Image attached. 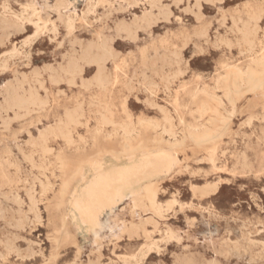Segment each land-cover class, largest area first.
<instances>
[{
    "label": "rangeland",
    "instance_id": "obj_1",
    "mask_svg": "<svg viewBox=\"0 0 264 264\" xmlns=\"http://www.w3.org/2000/svg\"><path fill=\"white\" fill-rule=\"evenodd\" d=\"M139 1L0 0V119L4 120H0V264H264V98L254 95L259 82L264 89V76L258 75L264 68L250 64L236 42L237 27L249 24L252 16L258 18L257 35L262 38L264 0ZM87 53L103 56L111 80L107 90L92 85L97 68L81 60ZM70 61L81 70L68 73ZM250 65L257 76H246L236 85L233 68L245 70ZM64 69L69 75L62 73ZM15 93L23 98L38 94L41 104L19 110L12 106ZM75 105H81L86 121L73 130V144L50 138L52 151L42 152L40 135L57 127L65 110ZM203 105L207 109L201 112ZM105 110L113 124L100 126L98 119ZM165 118L176 141L164 134V142L156 143L152 139L160 128L152 130L146 124L161 126ZM122 126L134 129L128 143L136 157L144 149L140 145L149 150L170 148L177 165L160 177L140 175L142 200L137 210L131 199L135 191L123 193L119 201L118 185L111 188V202L100 211L80 204L83 220H100L102 232L97 236L72 215L63 223L69 208L67 194L60 190L65 181L67 191L76 185V162L82 172L103 174L105 180L110 171L103 173V166H112L119 156L128 161L123 156ZM193 132L210 137H192ZM89 172L82 177L84 186L94 177ZM78 188L76 195L83 187ZM153 190H157L156 209L143 200Z\"/></svg>",
    "mask_w": 264,
    "mask_h": 264
},
{
    "label": "bare ground",
    "instance_id": "obj_2",
    "mask_svg": "<svg viewBox=\"0 0 264 264\" xmlns=\"http://www.w3.org/2000/svg\"><path fill=\"white\" fill-rule=\"evenodd\" d=\"M6 1V0H5ZM42 1V0H41ZM47 1H49V0H47ZM139 1V0H138ZM147 1V0H146ZM151 1V0H150ZM220 1H222V0H206L205 2H209V3H215V2H220ZM72 2H73V0H72ZM135 2H137V1H135ZM140 2V1H139ZM158 2V1H157ZM174 2V1H173ZM2 3H3V1H2ZM144 3V2H143ZM142 3V4H143ZM7 4V3H6ZM47 4V3H46ZM73 4V3H72ZM175 4V3H174ZM33 5V4H32ZM48 5V4H47ZM70 5V4H69ZM117 5V4H116ZM167 5V4H166ZM200 5V4H199ZM199 5H197V6H199ZM211 5V4H210ZM24 6V5H23ZM22 6V7H23ZM76 6V5H75ZM193 7H194V5H192ZM201 6V5H200ZM2 7V6H1ZM70 7V6H69ZM122 7V6H121ZM220 7V6H219ZM75 8V7H74ZM112 9V8H111ZM115 9V8H114ZM125 9V8H124ZM145 9V8H144ZM155 9V8H154ZM184 9V8H183ZM34 10V9H33ZM37 10V9H36ZM36 10H35V12H36ZM75 10V9H74ZM187 10V9H186ZM40 11V10H39ZM44 11H45V9H44ZM118 11V10H117ZM223 11V10H222ZM12 12V11H11ZM34 12V13H35ZM46 12V11H45ZM63 12V11H62ZM185 12V11H184ZM188 12V11H187ZM201 12V11H200ZM27 13V12H26ZM43 13V12H42ZM84 14V13H83ZM100 14V13H99ZM147 14V13H146ZM149 15L148 16H150V13H148ZM155 14V13H154ZM153 14V15H154ZM203 14V13H202ZM201 14V15H202ZM6 15V14H5ZM39 15H41V14H39ZM50 15V14H49ZM77 15V14H76ZM79 15V14H78ZM63 16V15H62ZM136 16V15H135ZM156 16V15H155ZM160 16V15H159ZM171 16V15H170ZM204 16V15H203ZM154 17V16H153ZM161 17H163V16H161ZM206 17V16H205ZM30 18V17H29ZM59 18V17H58ZM158 18V17H157ZM164 18H166V17H164ZM44 19V18H43ZM79 19H80V17H79ZM82 19V18H81ZM175 19V18H174ZM177 19H178V17H177ZM257 17L256 16H252L251 18H250V25H251V27H249V24L248 23H243L242 25H240V27H237V32L239 33V35H238V37L236 38V42H237V45L238 46H240V47H243V49L240 51V53H244L245 54V56L247 57V58H249V61H250V64H253V65H257V66H259V67H262V68H264V35L262 36V38L260 39L259 37H258V35H257V27H256V21H257ZM260 19V18H259ZM51 20V19H50ZM73 20V19H72ZM83 20V19H82ZM94 20V19H93ZM156 20V19H155ZM48 21V20H47ZM52 21V20H51ZM96 21V20H95ZM101 21V20H100ZM160 21V20H159ZM212 21V20H211ZM85 22V21H84ZM153 22V21H152ZM128 24V23H127ZM135 24V23H134ZM236 24V23H235ZM56 25V24H55ZM210 25V24H209ZM45 26V25H44ZM53 26V25H52ZM59 26V25H58ZM71 26V25H70ZM6 27V26H5ZM56 27V26H55ZM219 27V26H218ZM8 28V27H7ZM10 28V27H9ZM100 28V27H99ZM6 29V28H5ZM126 29V28H125ZM140 29H142V28H140ZM13 30V29H12ZM55 30H56V28H55ZM75 30V29H74ZM95 30V29H94ZM152 30V29H151ZM132 31V30H131ZM58 32V31H57ZM99 33V32H98ZM219 33V32H218ZM234 33V32H233ZM69 34V33H68ZM127 34H128V32H127ZM14 35V34H13ZM93 35H95L94 33H93ZM108 35V34H107ZM137 35V34H136ZM6 36V35H5ZM105 36V35H104ZM113 36V35H112ZM222 36V35H221ZM2 37H4V36H2ZM98 37V36H97ZM138 37V36H137ZM198 37H199V35H198ZM7 38H8V36H7ZM50 39V38H49ZM98 39V38H97ZM107 39V38H106ZM117 39V38H116ZM138 39V38H137ZM140 39V38H139ZM235 39V38H234ZM77 40H79V39H77ZM84 40V39H83ZM102 40V39H101ZM87 41V40H86ZM100 41V40H99ZM156 41V40H155ZM30 42V41H29ZM103 42V41H102ZM107 42V41H106ZM109 42H112V41H109ZM17 43V42H16ZM88 43V42H87ZM91 43V42H90ZM25 44H27V43H25ZM74 45V44H73ZM72 45V46H73ZM100 45V44H99ZM101 45H102V43H101ZM100 45V46H101ZM109 46H110V44H109ZM226 46V45H225ZM228 46V45H227ZM104 47V46H103ZM138 47V46H137ZM196 47V46H195ZM111 48V47H110ZM201 48V47H200ZM258 48V49H257ZM75 49V48H74ZM102 49H104V48H102ZM198 49V48H197ZM90 50V49H89ZM89 50H87V52L89 51ZM106 51V50H105ZM114 51H115V49H114ZM137 51V50H136ZM175 51V50H174ZM132 52V51H131ZM20 53V52H19ZM30 52H28V54H29ZM67 53V52H66ZM80 53H81V51H80ZM127 53H129V52H127ZM72 54V53H71ZM71 54H69V55H71ZM76 54V53H75ZM78 54V53H77ZM103 54V53H102ZM111 54V53H110ZM176 54V53H175ZM81 55H83V54H81ZM159 55V54H158ZM178 55V54H177ZM181 55V54H180ZM183 55V54H182ZM64 56H66V55H64ZM112 56V55H111ZM179 56V55H178ZM154 57H156L155 55H154ZM105 58V57H104ZM184 58V57H183ZM81 60L82 61H84V62H90V63H95L96 64V68H97V76H96V78L94 79V81H93V83H92V85L94 86V87H96L97 89H99L100 91H105V90H107L108 89V87L111 85V80H110V78H109V76L106 74V71H105V67H104V64H103V56H99V57H94L92 54H89V53H87L85 56L83 55V57L81 58ZM184 60V59H183ZM55 61V60H54ZM56 62V61H55ZM57 63V62H56ZM68 63V62H67ZM70 63V65H71V67H70V69H69V72L68 73H70V74H75V73H77V72H79L81 69H80V67L78 66V65H75V64H73L72 63V61H70L69 62ZM78 63H79V61H78ZM55 64V63H54ZM73 64V65H72ZM77 64V63H76ZM87 64V63H86ZM45 67H46V65H45ZM52 66H50V68H51ZM64 67V66H63ZM62 68V67H61ZM55 69V68H54ZM60 69V68H59ZM44 70V69H43ZM47 70V69H46ZM63 70V69H62ZM65 70V69H64ZM67 70V69H66ZM66 70H65V72H62L63 74L64 73H66ZM57 71V70H56ZM84 71V70H83ZM30 72V71H29ZM51 72V71H50ZM165 72V71H164ZM31 73V72H30ZM37 74H38V72H36ZM44 73V72H43ZM68 73H66V74H68ZM217 73V72H216ZM35 74V73H34ZM37 74H35L36 76H38ZM256 74H258V73H256V71H253L252 69H251V65L250 66H248V68L247 69H241V68H239V67H237V66H235L234 68H233V76H234V81H235V84L236 85H240L243 81H244V79L246 78V76H249L250 75V77H254V76H251V75H256ZM19 75L21 76V77H23L22 75H21V73H19ZM26 75V74H25ZM30 75V74H29ZM58 74H56V76H57ZM69 75V74H68ZM138 75V74H137ZM178 75V74H177ZM258 75H263L264 76V69L260 72V74H258ZM35 76V77H36ZM257 76V75H256ZM262 76V77H263ZM34 77V76H33ZM39 77V76H38ZM41 77V76H40ZM39 77V78H40ZM49 77V76H48ZM50 77H52V76H50ZM59 76H57V78H58ZM14 79H15V77H13ZM24 78V77H23ZM22 78V79H23ZM26 78H28V77H26ZM256 78V77H255ZM258 78H260V77H258ZM16 79H18V78H16ZM51 79V78H50ZM73 79H75V78H73ZM81 79H82V77H81ZM254 79V78H253ZM257 79V78H256ZM23 80H25V79H23ZM27 80V79H26ZM33 80V79H32ZM36 80V79H35ZM61 80H63V79H61ZM88 80V79H87ZM252 80V79H251ZM250 80V81H251ZM259 80H261V78L259 79ZM51 81V80H50ZM56 81V80H55ZM68 81H70L69 79H68ZM257 81H258V79H257ZM256 81V82H257ZM262 81V80H261ZM19 82H21L20 80H19ZM57 82V81H56ZM59 82V81H58ZM57 82V83H58ZM259 82V81H258ZM6 83H8V82H6ZM16 83V82H15ZM17 83H18V81H17ZM22 83V82H21ZM24 83V82H23ZM39 83V82H38ZM42 83V82H41ZM53 83V82H52ZM261 82H259V86H256V87H258V92H255L254 90V92H255V94L254 95H262V97L261 98H264V89H262V85L260 84ZM28 84H29V81H28ZM40 84V83H39ZM258 84V83H257ZM7 85V84H6ZM13 85V84H12ZM25 85V84H24ZM41 85V84H40ZM88 85V84H87ZM16 86H17V84H16ZM74 86H76V85H74ZM247 86V85H246ZM10 87V86H9ZM18 87V86H17ZM23 87V86H22ZM84 87V86H83ZM82 87V88H83ZM87 87V86H86ZM231 87V86H230ZM233 87H234V85H233ZM42 88V87H41ZM235 88V87H234ZM238 88V87H237ZM243 88V87H242ZM233 89V88H232ZM8 90V89H7ZM36 90V89H35ZM45 90V89H44ZM70 90V89H69ZM79 90V89H78ZM215 90V89H214ZM244 90V89H243ZM37 91V90H36ZM47 91V90H46ZM230 91V90H229ZM245 91H247V88H246V90ZM7 92V91H6ZM16 93H17V91H15ZM58 92V91H57ZM74 92V91H73ZM205 92V91H204ZM231 92V91H230ZM237 92H238V90H237ZM4 93V92H3ZM11 93H13L12 91H11ZM15 93V95L13 96H11L12 97V106H14V107H17L19 110L20 109H27L28 108V106H31V105H39V104H41V100L39 99V97L37 96L38 94H30V95H28V97L26 98V96H25V98H23V97H20L18 94H16ZM28 93V92H27ZM60 93H62V92H60ZM232 93H233V91H232ZM232 93H227L228 95H230V94H232ZM238 93H242L241 91L240 92H238ZM5 94V93H4ZM253 94V93H252ZM6 95V94H5ZM9 95H10V93H9ZM8 95V96H9ZM46 95V94H45ZM55 95V94H54ZM59 95V94H58ZM153 95V94H152ZM242 95V94H241ZM40 96V95H39ZM243 96V95H242ZM52 97V96H51ZM239 97V96H238ZM47 98H48V96H47ZM137 98V97H136ZM229 98H230V96H229ZM229 98L227 97V99L229 100ZM240 98V97H239ZM7 99V98H6ZM11 100V99H10ZM10 100H7V101H10ZM49 100V99H48ZM52 100H53V98H52ZM140 100V99H139ZM213 100L216 102H218V103H220L221 102V99L219 100V99H217V98H214L213 97ZM4 101V100H3ZM50 101V100H49ZM230 101V100H229ZM6 102V101H5ZM223 102V101H222ZM8 104H10V103H8ZM147 104V103H146ZM47 105V104H46ZM92 105V104H91ZM159 106V105H158ZM162 106V105H161ZM14 107H12V108H14ZM100 107V106H99ZM165 107V106H164ZM244 107V106H243ZM101 108V107H100ZM155 108V107H154ZM157 108H159V107H157ZM1 109V108H0ZM3 109H5V107L3 108ZM103 109V108H102ZM161 109V108H160ZM207 108H206V106L205 105H203V106H201V108H200V111L201 112H204L205 110H206ZM43 110V109H42ZM28 111V110H27ZM31 111V110H30ZM233 111V110H232ZM15 112V111H14ZM38 112V111H37ZM161 112V111H160ZM170 112V111H169ZM230 112V111H229ZM17 112H15L14 114H16ZM6 115V114H5ZM129 115V114H128ZM170 115V114H169ZM227 115H229V114H227ZM16 116V115H15ZM20 116V115H19ZM171 116V115H170ZM1 118V117H0ZM6 119V118H5ZM8 119H10V118H8ZM130 119V118H129ZM1 120V119H0ZM85 119H84V114H83V109H82V107H81V105H75V106H73V107H71V108H67L66 110H65V112H64V115H63V118L59 121L60 123H59V125L57 126V127H54V128H49V129H47L45 132H43L41 135H40V138H39V142H40V146L42 147V152H44V153H48L49 154V152L50 151H52L50 148H49V145H48V141L50 140V138H55V137H60V138H62L63 140H64V143L66 144V145H71V144H73V142H72V133H73V130L76 128V127H78V126H80V125H82L84 122ZM228 120V119H227ZM1 121H4L3 119L1 120ZM86 121V120H85ZM209 121V120H208ZM143 122V121H142ZM6 123V122H5ZM41 123V122H40ZM133 123V122H132ZM226 123V122H225ZM108 124H113V121H112V118H111V113L110 112H108V111H104V112H102L101 114H100V116H99V119H98V125H100V126H104V125H108ZM228 124V123H227ZM87 125V124H86ZM129 125V124H128ZM112 126V125H111ZM146 127L147 128H150V129H152V130H156V129H158V128H160V132L156 135V137L155 138H153L152 140L153 141H156V143H163L164 142V139H163V136H164V134L165 135H168L169 137H171L172 139H173V142H175L176 141V132H175V130H174V128L170 125V123H169V120H167L166 118H165V124L164 125H161V126H159V125H157V124H153V123H147L146 124ZM176 128V127H175ZM225 128H226V126H225ZM121 129H122V138H123V140L126 142V145H125V149H124V155L123 156H125L127 159H128V161H126V162H123L122 161V156L120 157L119 156V159H116L115 161H113V165L112 166H101L102 167V169H103V173L105 172V173H107L108 171H110V172H108L109 173V177L107 178V179H105V180H102V176H103V174L102 175H100V176H95L94 175V171H90L89 172V170L87 171V172H82V170L80 169V167L77 165V162H76V165H75V167H74V169H73V176L74 177H77L78 178V181H77V183H76V185L74 186V187H72V189L74 188V191L72 192L71 190H68L67 191V188H68V186H69V184H68V182L67 181H65V182H63V186H62V189L60 190V193H61V195H64L65 193L67 194V205H68V208H69V212L68 213H66L64 216H62V221H63V223H64V221H65V218L64 217H69V216H71L72 215V219H75V220H77V222H78V224L79 225H84L85 227L87 226V228L88 229H90L91 231H93V234L95 235V236H97L98 235V232L102 229V225H101V223H100V220H98L97 222H88V221H86V220H83V216L81 215V214H79L80 213V211H82L80 208H78L79 207V205L80 204H85V205H87V207L89 208V209H91L92 211H100V209H102V207H104V205L106 206L107 204H108V202H111V201H109V199L112 197L111 195H112V191H111V188H113V186H116V185H118L119 186V191L120 192H122V193H120L119 192V201H121L124 197H123V193H127L128 191H130V190H132V191H135V193H136V195L134 196V197H132L131 199H132V201H133V204H132V206L133 207H136V210L137 209H139L138 207H141V205L139 206V204L141 203V200H142V198H141V196H142V194H140V183H139V180H138V178L140 177V175L141 174H143V173H145V174H147V175H149L150 177H154V176H162V175H164V174H167V173H169L170 171H172L173 170V168L177 165V158L175 157V155L170 151V148H167V149H163V148H159V149H155V150H149V149H145V146H142V145H140L139 147L140 148H144L142 151H141V153H140V155L138 156V157H136L135 156V152H134V148L131 146V145H129V141H130V139L132 138V135H133V132H134V129L133 128H129V127H127V126H122L121 127ZM225 130V129H224ZM227 130V129H226ZM39 131V130H38ZM98 131H99V129H98ZM21 132V131H20ZM97 132V131H96ZM225 134V133H224ZM192 137H196V138H200V139H204V138H209L210 137V135L209 134H207V133H205L204 132V134L203 135H197V133L196 132H193L192 134ZM248 135V134H247ZM80 136V135H79ZM16 137V136H15ZM222 137H224V136H222ZM33 138V137H32ZM80 138H82L81 136H80ZM109 138V137H108ZM219 138V137H218ZM17 139V138H16ZM56 139V138H55ZM38 140V139H37ZM79 140H81V139H79ZM111 140V139H110ZM209 141H210V139H208ZM84 141V140H83ZM204 141V140H203ZM35 142V141H34ZM170 142V141H169ZM169 142H166V143H164L165 145L167 144H169L170 145V143ZM194 143L196 142V141H193ZM199 142H201L200 140H199ZM206 142V141H205ZM1 143V142H0ZM28 143V142H27ZM31 143V142H30ZM197 143V142H196ZM195 143V144H196ZM179 144V143H178ZM198 144V143H197ZM31 145V144H30ZM34 145V144H33ZM257 145V144H256ZM37 146V145H36ZM173 146V145H172ZM216 146V145H215ZM30 147V146H29ZM17 148V147H16ZM34 148V147H33ZM38 148V147H37ZM176 148H179V147H176ZM30 149V148H29ZM251 149V148H250ZM136 151V150H135ZM11 152V151H10ZM103 152V150L101 151V152H98V153H96V155L97 154H101ZM114 152V151H113ZM11 153H13V152H11ZM106 153H108V154H110L111 155V153H112V151H108V150H106ZM245 153V152H244ZM35 154V153H34ZM238 154V153H237ZM242 154V153H241ZM94 155V154H93ZM245 155H246V153H245ZM32 156V155H31ZM213 156V155H212ZM23 157V156H22ZM124 157V158H125ZM214 158V157H213ZM139 159H141V160H139ZM44 160H45V158H44ZM59 160H61V159H59ZM20 161V160H19ZM153 161V162H152ZM17 163V162H16ZM50 165V164H49ZM26 167V166H25ZM40 167V166H39ZM43 168V167H42ZM22 169V168H21ZM36 169V168H35ZM44 169V168H43ZM188 169V168H187ZM231 169V168H230ZM26 170V169H25ZM90 173L91 175L93 174L94 175V177L85 185L86 186V188L84 189V183H83V180H82V177L83 176H87L88 174L87 173ZM111 172L115 175L114 176V178H112V176L110 175L111 174ZM49 173V172H48ZM249 175V174H248ZM106 176V175H105ZM42 177V176H41ZM44 177V176H43ZM112 178V179H111ZM140 178H142V176L140 177ZM23 179V178H22ZM32 179V178H31ZM48 179V178H47ZM46 179V180H47ZM108 179H111V180H108ZM26 180H27V178H26ZM38 181V180H37ZM229 181V180H228ZM32 182H33V180H32ZM29 183V182H28ZM40 183V182H39ZM50 183V182H49ZM83 183V184H82ZM34 184V183H33ZM44 185V184H43ZM48 185V184H47ZM51 186V185H50ZM78 187H83L82 189H81V191L79 192V194H74L75 192H77V189H79ZM190 187V186H189ZM203 187V186H202ZM42 188V190H44V187H41ZM199 188V187H198ZM33 189H35V188H33ZM203 189H204V187H203ZM264 189V188H263ZM31 191H32V189H30ZM29 190V191H30ZM200 190V189H199ZM202 190V189H201ZM36 191V190H35ZM79 191V190H78ZM28 192V191H27ZM37 192V191H36ZM36 192H33V193H36ZM200 192H203V191H200ZM2 194V193H1ZM25 194V193H24ZM74 195V196H73ZM3 196V195H2ZM29 196V195H28ZM28 196H27V198H28ZM156 196H157V190H153L152 192H149V193H147V194H145V195H143V200H145L148 204H149V206L151 207V208H154V209H156V204H157V202H156ZM1 197V196H0ZM20 197V196H19ZM19 197H17V198H19ZM30 197H31V195H30ZM32 198H34L33 196H32ZM29 199V198H28ZM108 199V200H107ZM30 200H31V198H30ZM105 200V201H104ZM261 200V199H260ZM22 201V200H21ZM34 202V201H33ZM36 202V201H35ZM112 202H114V199H112ZM2 203V202H1ZM37 203V202H36ZM159 203V202H158ZM186 203V202H185ZM4 204V203H3ZM35 204V203H34ZM161 204V203H160ZM195 204V203H194ZM2 206V205H1ZM22 207H23V205H21ZM102 206V207H101ZM129 206H131V205H129ZM145 206V205H144ZM200 206V205H199ZM28 207V206H27ZM59 207V206H58ZM148 207V206H147ZM3 209L5 208V207H2ZM37 208V207H36ZM20 209V208H19ZM38 209H40V208H38ZM146 209H148V208H146ZM145 209V210H146ZM16 210V209H15ZM133 210V209H132ZM143 210H144V208H143ZM4 211H6V209L4 210ZM17 211V210H16ZM141 211V210H140ZM155 211V210H154ZM20 212V211H19ZM35 212V211H34ZM39 212V211H38ZM148 212V211H147ZM158 212V210L156 211V213ZM1 213V212H0ZM235 214H237V213H235ZM11 215V214H10ZM36 215H37V213H36ZM139 215V214H138ZM149 216V215H148ZM28 217V216H27ZM39 217V216H38ZM142 217V216H141ZM163 217V216H162ZM35 218H37L36 216H35ZM147 218V217H146ZM145 218V219H146ZM148 218H150V216L148 217ZM167 218V217H166ZM41 219V218H40ZM137 219V218H136ZM142 219H144V218H142ZM154 219V218H153ZM248 219V218H247ZM1 220V219H0ZM16 220V219H15ZM22 220V219H21ZM35 220V219H34ZM41 220H43V219H41ZM74 220V221H75ZM134 220V219H133ZM237 220H239V219H237ZM128 221V220H127ZM156 221V220H155ZM240 221V220H239ZM246 221V220H245ZM32 222V221H31ZM131 222H132V220H131ZM139 222V221H138ZM121 223H123V222H121ZM128 223V222H127ZM137 223V222H136ZM135 223V224H136ZM134 224V223H133ZM6 225V224H5ZM10 225V224H9ZM110 225V224H109ZM126 225V224H125ZM7 226V225H6ZM123 226V225H122ZM130 226V225H129ZM134 226V225H133ZM136 226V225H135ZM164 226V225H163ZM137 227H138V225H137ZM156 227V226H155ZM264 227V226H263ZM13 228V227H12ZM16 228V227H15ZM77 228V227H76ZM75 228V229H76ZM110 228H112V227H110ZM245 228V227H244ZM18 229H20V228H18ZM118 229V228H117ZM138 229V228H137ZM170 229V228H169ZM240 229V228H239ZM243 229V228H242ZM245 229H247V228H245ZM76 230H78V229H76ZM140 230V229H139ZM134 231V230H133ZM136 231V230H135ZM231 231V230H230ZM235 231H237V230H235ZM9 232V231H8ZM7 232V233H8ZM100 232H102V231H100ZM129 232V231H128ZM149 232V231H148ZM161 232V231H160ZM228 232V231H227ZM10 233V232H9ZM127 233V232H126ZM131 233V232H130ZM217 234V233H216ZM239 234V233H238ZM242 234V233H241ZM243 234H245V233H243ZM242 234V235H243ZM249 234H251V233H249ZM8 235V234H7ZM13 235H14V233H13ZM109 235V234H108ZM115 235V234H114ZM140 235V234H139ZM214 235V234H213ZM230 235V234H229ZM252 235V234H251ZM3 236H4V234H3ZM16 236V235H15ZM65 236V235H64ZM167 236V235H166ZM240 236V235H239ZM244 236V235H243ZM11 237H13V236H11ZM20 237V236H19ZM18 237V238H19ZM23 237V236H22ZM101 237V236H100ZM114 237V236H113ZM169 237V236H168ZM181 237V236H180ZM235 237H237V236H235ZM247 237V236H246ZM245 237V238H246ZM250 237V236H249ZM248 237V238H249ZM7 238V240H8V237H6ZM15 238V237H14ZM105 238V237H104ZM115 238V237H114ZM176 238V237H175ZM237 238H239V237H237ZM241 238V237H240ZM242 238H244V237H242ZM241 238V239H242ZM20 240H21V238H19ZM98 239V238H97ZM119 239V238H118ZM117 239V240H118ZM122 239V238H121ZM120 239V240H121ZM149 239H151V237L149 236ZM174 239V238H173ZM177 239H180V238H177ZM228 239V238H227ZM1 240V239H0ZM6 240V241H7ZM17 240V239H16ZM25 241H26V239H24ZM28 240V239H27ZM153 240V239H152ZM197 240V239H196ZM229 240V239H228ZM255 240V239H254ZM12 241V240H11ZM18 241V240H17ZM59 241V240H58ZM57 241V243H59ZM101 241V240H100ZM157 241V240H156ZM164 241V240H163ZM175 241V240H174ZM248 241V240H247ZM256 241V240H255ZM9 242H10V239H9ZM27 242V241H26ZM110 242V241H109ZM222 242V241H221ZM235 242H237V241H235ZM243 242V241H242ZM249 242V241H248ZM248 242L246 243V244H248ZM256 242H258V241H256ZM7 243V242H6ZM37 243V242H36ZM115 243V242H114ZM219 243V242H218ZM233 243V242H232ZM245 243V242H244ZM252 243V242H251ZM94 244V243H93ZM239 244V243H238ZM253 244H255V243H253ZM3 245H5V247H6V244H3ZM8 245V244H7ZM29 245V244H28ZM221 245V244H220ZM228 245V244H227ZM235 245V244H234ZM12 246V245H11ZM99 246V245H98ZM141 246V245H140ZM208 246V245H207ZM222 246V245H221ZM223 246H225V245H223ZM233 246V245H232ZM248 246V245H247ZM257 246V245H256ZM255 246V247H256ZM137 247V246H136ZM148 247V246H147ZM149 247H153V245H150ZM212 247V246H211ZM218 247H220V246H218ZM238 247V246H237ZM249 247V246H248ZM8 248V247H7ZM12 248V247H11ZM16 248V247H15ZM97 248V250H98V247H96ZM224 248V247H223ZM234 248V247H233ZM250 248V247H249ZM248 248V249H249ZM264 248V247H263ZM6 249V248H5ZM27 249V248H26ZM135 249V248H134ZM133 249V250H134ZM139 249V248H138ZM157 249V248H156ZM215 249V248H214ZM213 249V250H214ZM222 249V248H221ZM232 249V248H231ZM235 249H237V248H235ZM235 249H234V251H235ZM244 249V248H243ZM246 249V248H245ZM14 250H16V249H14ZM19 248H18V253H20L19 252ZM28 250V249H27ZM96 250V249H95ZM158 250V249H157ZM211 250V249H210ZM225 250V249H224ZM230 250V249H229ZM228 250V251H229ZM238 250V249H237ZM7 251V250H6ZM17 251V250H16ZM138 251H141V250H138ZM137 251V252H138ZM227 251V250H226ZM239 251V250H238ZM244 251V250H243ZM249 251H251V250H249ZM32 252V251H31ZM34 252V251H33ZM156 252V251H155ZM159 252V251H158ZM211 252V251H210ZM214 252V251H213ZM221 252H223V251H221ZM220 252V253H221ZM232 252V251H231ZM252 252V251H251ZM12 253H13V251H12ZM126 253H129V252H126ZM131 253V252H130ZM143 253V252H142ZM141 253V254H142ZM175 253V252H174ZM219 253V252H218ZM224 253V252H223ZM228 253V252H227ZM235 253H237V252H235ZM246 253V252H245ZM249 253V252H248ZM15 254V253H14ZM17 254V253H16ZM29 254V253H28ZM32 254V253H31ZM37 254V253H36ZM139 254V253H138ZM171 254H173V252L171 253ZM190 254V253H189ZM225 254V253H224ZM228 254H230V251H229V253ZM227 254V255H228ZM244 254V253H243ZM252 254V253H251ZM9 255V254H8ZM129 255V254H128ZM143 255H144V253H143ZM175 255V254H174ZM220 255V257L222 256L221 254H219ZM241 255V254H240ZM245 255V254H244ZM250 255V254H249ZM254 255V254H253ZM261 255V254H260ZM259 255V256H260ZM263 255V254H262ZM2 256V255H1ZM4 256H5V254H4ZM3 256V257H4ZM19 256V255H18ZM29 256H30V254H29ZM29 256H28V258H29ZM118 256V255H117ZM123 256H125V255H123ZM142 256V255H141ZM140 256V258H142ZM173 256V255H172ZM17 257V256H16ZM122 257V256H121ZM126 257V256H125ZM128 257V256H127ZM131 257V256H130ZM135 257L136 256H134L133 257V259H135ZM178 257V256H177ZM243 257V256H242ZM250 257H251V255H250ZM261 257V256H260ZM6 258V257H5ZM28 258H26V259H28ZM174 258V257H173ZM182 258V257H181ZM224 258V257H223ZM231 258V257H230ZM263 258V257H262ZM3 259V258H2ZM129 259V258H128ZM132 259V258H131ZM132 259V260H133ZM187 259V258H186ZM226 259V258H225ZM238 259V258H237ZM84 260V259H83ZM97 260V259H96ZM193 260V259H192ZM202 260H204V259H202ZM214 260H216V259H214ZM224 260V259H223ZM251 260V259H250ZM250 260H249V262H250ZM122 261V260H121ZM129 261V260H128ZM201 261V260H200ZM257 261V260H256ZM117 262V261H116ZM124 262V261H123ZM139 262H140V260H139ZM184 262V261H183ZM203 262V261H202ZM215 262V261H214ZM213 262V263H214ZM118 263V262H117ZM128 263V262H127ZM135 263V262H134ZM136 263H137V261H136ZM135 263V264H136ZM176 263H177V261H176ZM194 263V262H193ZM198 263V262H197ZM196 263V264H197ZM210 264H211V262H209ZM253 263V262H252ZM125 264V263H124ZM173 264V263H172ZM178 264H179V262H178ZM206 264V263H205Z\"/></svg>",
    "mask_w": 264,
    "mask_h": 264
},
{
    "label": "snow or ice",
    "instance_id": "obj_3",
    "mask_svg": "<svg viewBox=\"0 0 264 264\" xmlns=\"http://www.w3.org/2000/svg\"><path fill=\"white\" fill-rule=\"evenodd\" d=\"M262 23H264V18H262ZM194 55H199V53H195Z\"/></svg>",
    "mask_w": 264,
    "mask_h": 264
}]
</instances>
